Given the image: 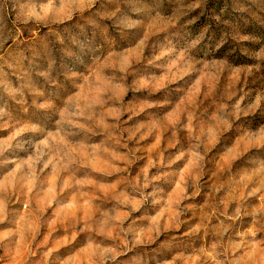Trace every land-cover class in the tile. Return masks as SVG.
Here are the masks:
<instances>
[{
    "label": "clouds",
    "instance_id": "obj_1",
    "mask_svg": "<svg viewBox=\"0 0 264 264\" xmlns=\"http://www.w3.org/2000/svg\"><path fill=\"white\" fill-rule=\"evenodd\" d=\"M106 65L96 84L92 77ZM129 120L136 132L146 130L141 138L164 141L158 172L136 183L155 185L139 197L149 209L181 158L195 162L185 170L184 199L203 192L206 203L185 205L203 211L198 229H153L164 234L155 255L127 256L148 242L132 231L106 259L169 264L165 253L177 251L188 264H264V0H0V127L43 135L56 124L70 144L108 143ZM36 138L21 137L14 152ZM126 157L124 169L137 159ZM10 162L0 153V167ZM23 187L21 179L20 195ZM19 236L15 227L0 229V264H19L31 243Z\"/></svg>",
    "mask_w": 264,
    "mask_h": 264
},
{
    "label": "rangeland",
    "instance_id": "obj_2",
    "mask_svg": "<svg viewBox=\"0 0 264 264\" xmlns=\"http://www.w3.org/2000/svg\"><path fill=\"white\" fill-rule=\"evenodd\" d=\"M111 67L102 66L92 80L96 84L103 83ZM92 87L90 84L89 88ZM95 92L97 96L102 95L103 89L96 87ZM122 119L127 120V117ZM131 125L129 120L123 129L113 133L115 139L108 143L97 138L78 144H70L56 124L49 125L43 135L0 127V153L11 161L0 167V229L15 227L20 234L18 238L31 239L19 264H30L32 260H39L40 264H59L60 261L63 264H113L107 256L115 253L116 245H125V234L132 231L148 242L132 249L127 256L149 257L155 255L152 249L164 235L161 233L157 238L154 228L158 230L163 226L165 233L183 232L189 226L199 228L203 211L185 208L187 204L202 207L206 203L203 192L194 200L184 199L185 170L190 174L195 166L191 158L175 160L171 167L176 175L160 181L167 189L163 199L156 196L157 203L149 209L139 198L142 191L146 193L155 187L148 185L141 190L136 183L141 176L149 180L158 172L154 166L155 156L164 148V141L151 134L141 138L146 130L136 132ZM32 136L37 138L25 151L14 152L12 146L17 140ZM65 148L66 151H62ZM101 152L111 159L105 160ZM128 152H135L137 159L124 169L121 157L127 158ZM165 155L167 153H162L161 158ZM21 179L23 195L18 191ZM224 195L223 191L217 193L218 197ZM129 207H137L139 211L129 214ZM181 209L183 214L177 218ZM133 217L139 219L133 222ZM106 220L109 223L99 227ZM178 220L187 223L174 227ZM115 224L125 231L110 226ZM33 248L35 256L30 255L29 250ZM165 258L169 264H188L187 254L181 257L177 251L166 252Z\"/></svg>",
    "mask_w": 264,
    "mask_h": 264
}]
</instances>
